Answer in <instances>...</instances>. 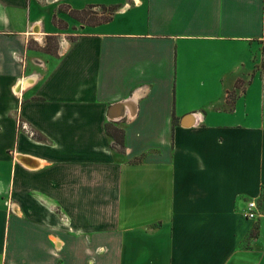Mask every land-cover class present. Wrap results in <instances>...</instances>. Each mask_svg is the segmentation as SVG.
Instances as JSON below:
<instances>
[{"label": "crops", "instance_id": "obj_1", "mask_svg": "<svg viewBox=\"0 0 264 264\" xmlns=\"http://www.w3.org/2000/svg\"><path fill=\"white\" fill-rule=\"evenodd\" d=\"M263 196L264 0H0V264H264Z\"/></svg>", "mask_w": 264, "mask_h": 264}, {"label": "rangeland", "instance_id": "obj_2", "mask_svg": "<svg viewBox=\"0 0 264 264\" xmlns=\"http://www.w3.org/2000/svg\"><path fill=\"white\" fill-rule=\"evenodd\" d=\"M111 5L115 6V7L111 8ZM111 5L95 6L93 8H88V11H86L85 13H82L80 15V18H82L84 20V22H81V23L91 24V23L99 21L100 19L108 18L109 16H111V14H113L114 10L117 9V7H116L117 5H115V4H111ZM60 9H62L64 11V14H66V15L68 13L71 14L70 11L67 8H64V7L60 6ZM84 14H86V15H84ZM54 22L57 25H59L60 27H63V29H67L66 32L70 34V32H71L70 27H68V23L64 19H58V18L55 17ZM54 45H55L54 38L49 39L48 40V50L49 51H53ZM118 127L119 126H112V127L108 128V129L111 132H113V131L116 132L117 129H121V128H118ZM33 135H35V133ZM113 145L114 146L116 145L117 148L119 147L117 143H113Z\"/></svg>", "mask_w": 264, "mask_h": 264}, {"label": "trees", "instance_id": "obj_3", "mask_svg": "<svg viewBox=\"0 0 264 264\" xmlns=\"http://www.w3.org/2000/svg\"><path fill=\"white\" fill-rule=\"evenodd\" d=\"M114 8L115 6H112L111 5V8ZM88 8H92V6H89ZM88 8L86 9H82V10H73V9H69L70 13L76 17L78 20H80L81 22H84V20L82 18H80V15L82 13H85L86 11H88ZM113 10V9H112ZM86 15V14H84ZM105 19H108V18H103V19H100V20H105ZM99 20V21H100ZM98 22V21H97ZM97 22H94V23H97ZM106 131L107 133L112 137V139H114L118 144L122 145L123 144V130L122 129H117L116 132H111L109 131V129L106 128ZM263 201H264V196H263Z\"/></svg>", "mask_w": 264, "mask_h": 264}, {"label": "bare ground", "instance_id": "obj_4", "mask_svg": "<svg viewBox=\"0 0 264 264\" xmlns=\"http://www.w3.org/2000/svg\"><path fill=\"white\" fill-rule=\"evenodd\" d=\"M123 112H124V105L122 103H119L117 106L113 108V110H111V114L113 115H121L123 114ZM186 120H187L186 123L190 121L189 118H187ZM17 158L21 163H23L28 167H34L37 165V161L31 157L20 155Z\"/></svg>", "mask_w": 264, "mask_h": 264}, {"label": "built area", "instance_id": "obj_5", "mask_svg": "<svg viewBox=\"0 0 264 264\" xmlns=\"http://www.w3.org/2000/svg\"><path fill=\"white\" fill-rule=\"evenodd\" d=\"M23 129L25 130H28L29 131V134L32 135V131H30L28 129V127H24L22 126ZM257 207H256V203L254 200H250L248 201L247 203V211L245 212V216L248 217V218H255L257 216Z\"/></svg>", "mask_w": 264, "mask_h": 264}, {"label": "water", "instance_id": "obj_6", "mask_svg": "<svg viewBox=\"0 0 264 264\" xmlns=\"http://www.w3.org/2000/svg\"><path fill=\"white\" fill-rule=\"evenodd\" d=\"M117 105H118V104L113 105V108H114L115 106H117ZM108 115H109L110 118H113V117H114L113 115H110L109 112H108Z\"/></svg>", "mask_w": 264, "mask_h": 264}]
</instances>
